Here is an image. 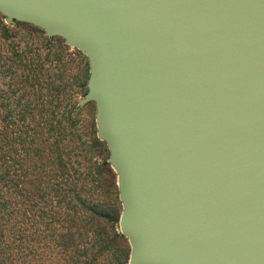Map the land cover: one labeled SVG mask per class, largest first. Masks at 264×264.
Returning <instances> with one entry per match:
<instances>
[{"label": "water", "instance_id": "water-1", "mask_svg": "<svg viewBox=\"0 0 264 264\" xmlns=\"http://www.w3.org/2000/svg\"><path fill=\"white\" fill-rule=\"evenodd\" d=\"M88 61L128 264H264V0H0Z\"/></svg>", "mask_w": 264, "mask_h": 264}, {"label": "trees", "instance_id": "trees-1", "mask_svg": "<svg viewBox=\"0 0 264 264\" xmlns=\"http://www.w3.org/2000/svg\"><path fill=\"white\" fill-rule=\"evenodd\" d=\"M14 24L33 29L35 42L11 57L0 48L11 90L0 104V264H128L117 176L97 138L95 105L78 106L87 58L61 38Z\"/></svg>", "mask_w": 264, "mask_h": 264}, {"label": "rangeland", "instance_id": "rangeland-1", "mask_svg": "<svg viewBox=\"0 0 264 264\" xmlns=\"http://www.w3.org/2000/svg\"><path fill=\"white\" fill-rule=\"evenodd\" d=\"M5 26L8 29V34H4L1 30V27ZM33 29L27 26H17L16 24L7 25L4 21V18L0 15V48L2 52L10 56L12 55V51L18 49V51L24 50L26 47H29L33 44L34 37L31 34ZM6 56V57H7ZM46 67L49 68V72L52 74L57 73V69L54 65L46 64ZM72 73H70V76ZM68 79V78H67ZM9 78L5 76L3 71L0 73V104L5 98L11 95V90L8 87Z\"/></svg>", "mask_w": 264, "mask_h": 264}]
</instances>
